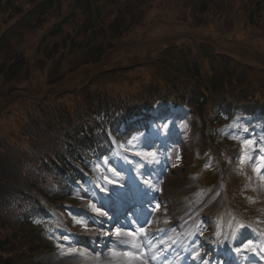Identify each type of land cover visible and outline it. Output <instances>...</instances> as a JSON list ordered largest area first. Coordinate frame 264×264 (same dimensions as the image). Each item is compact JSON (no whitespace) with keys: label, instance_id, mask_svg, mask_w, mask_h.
I'll use <instances>...</instances> for the list:
<instances>
[{"label":"rangeland","instance_id":"rangeland-1","mask_svg":"<svg viewBox=\"0 0 264 264\" xmlns=\"http://www.w3.org/2000/svg\"><path fill=\"white\" fill-rule=\"evenodd\" d=\"M153 1L156 5H160L161 0H153ZM72 3L73 2L71 0L65 1V4L63 6V10L65 13H67L70 10H73V7L71 6ZM150 3H151L150 0H140L139 1V4L142 6L148 5ZM82 5L86 6V8H87L86 11H88L87 14L85 16H80L79 17L80 19H74V20L69 19L68 20L69 23L64 25V28H65L64 32L60 34L62 36V39H63V37L66 36L67 33H69V32L74 33L75 32V27L72 23L74 21H77L76 24L79 23V25H80L79 27L81 30L88 29L89 25L91 23H94V26H100V25L103 26L105 23H107L109 21V19H110L109 16L111 14V11L116 10L119 6L122 5V3L119 2V0H82ZM154 12L155 11L153 10L151 12V14L145 13V15L143 16L144 18L141 19L143 25L146 26L145 28L148 31L147 35L157 36V37H161L163 39L168 38V37H174V38L178 39L181 34H184V35L188 34V31L186 29H183L180 27H175L172 24H166V25L165 24H157L156 25L158 20H155L153 17ZM56 20H58V18L55 15L52 17V14H51L48 17V25L46 26V29L51 27L53 25L52 22H54ZM120 21H121V19H120ZM234 22H235V20H233L231 17L224 19V21H222V23L220 24V29L222 31L218 30L219 34L221 35V34H224L225 32H230L227 34L228 36H232V37L235 36L237 39L241 40L242 42H244L246 44H252L264 52V40L259 39L256 35H254L252 33V31L246 30V28L243 26V24L242 25L241 24L240 25H236V24L233 25ZM145 23H146V25H145ZM147 25H149V27ZM213 25H216V24L213 23ZM4 29L5 28H1L0 32L3 31ZM126 30H129V28H126ZM120 31H123V29L121 28ZM136 31H137L136 33L140 35L142 32V29L138 28ZM21 32L25 33V35L30 33V36H29V38L24 36L23 42L22 43L20 42L18 44L19 36L17 34L16 45L12 50H17L16 55L26 56L25 58H26V61H28V66H27L28 68L27 67L25 68L24 75L21 77V80H19V83H17V84L19 85V87L23 86L21 83L30 84L31 83V80H29L30 78H32L33 83H38V82L42 83L43 81H45L48 78V76H49L48 74H51L54 71L57 72V70L59 68H57L55 64H50L48 62H44V63L35 62V58H36L35 51H34L35 50V43L32 44L31 32H29L28 28H23L21 30ZM143 33H144V30H143ZM13 36H14V28L11 30V33L9 35V39L13 38ZM40 36L41 35H39L38 37H40ZM224 36H225V34H224ZM5 37H6V35H5ZM112 37H113L112 31H107L104 29V31L102 32L103 40H105V41L111 40V39H113ZM9 39H6L5 42H7ZM75 39L79 40L80 35H77V37ZM13 42L14 41H10V43H13ZM122 42H126L125 39ZM191 43L193 44V41H191ZM228 43L225 44V46L227 48H230L231 46ZM162 45L163 44L155 45L154 50L159 49L160 47H162ZM126 47H128V46H126V44L122 45L121 47H119V49L117 51L113 52L111 54V56L108 58V60H106V62H105V63H107L106 66L108 67V66H113V65H122V64H126V63L130 62V60L133 56L132 50L134 48L127 49ZM12 50H10V51H12ZM152 52L153 51L150 50V53H152ZM146 53H147V51L145 50L141 53V55L146 54ZM183 53H184V51L181 48H173V49L166 51L164 56H167L168 58H181V54H183ZM28 56H30L29 60L27 59ZM75 61H77L76 58H70L67 60L68 64L65 66H67V68L71 69L72 68L71 66ZM39 68H41V69H39ZM169 69H170V67L168 65V66L164 67L162 69V71L164 74H167ZM152 70L153 69L150 65H146V66H144L142 68H138L134 71H128V72H123L121 74H116L115 78L113 77L114 79L113 78L112 79H110V78L105 79L104 83H103L104 85L101 84L99 87V90L106 88L108 91H112V84L111 83L113 82V80H121V81L133 80L134 78H136L137 76H139L143 73H146V74L151 73ZM159 71H161V70H159ZM81 73H83V72L79 71V72L73 73L70 77H66L65 80L63 79L62 82L65 81V87L72 88L75 84L80 83L84 77L83 75H81ZM25 77H28V78L24 81L23 78H25ZM143 80H144V82H142V86L147 83L145 81V79H143ZM9 109H10L9 110L10 112H7L0 117V138H6L9 142V144H11V145H19L22 148H24L26 146L28 147L29 143L26 140L27 136H24L22 133L23 127L27 121V120L24 121V119L26 118V115L23 112H21L20 109L16 105L13 107H10ZM240 125H241L240 123H236L229 128H228V126L223 127V129H221V131H220L222 133L223 138L229 137V134L227 133L228 131L233 133L232 135L235 136L234 131L238 132L239 129H242V128H240ZM231 128H234V131L230 130ZM244 130L246 131V135L244 134L243 138H244L246 144L250 147L253 145V141L249 140L252 136L247 135L249 133L247 128H244ZM32 131L33 130H31V132ZM236 136H237V134H236ZM184 141H185L184 148L176 151L177 156H179V155L183 156V161L181 162L180 165H177L180 168L175 169L167 177L159 176L156 178L157 180L162 178V182L164 181V186L166 188L165 195L167 194V197H169L171 199L170 201H173L172 199L176 196L177 197L182 196V195H178V194H180L179 191L181 189H184L183 193L186 192L187 195L191 191H192V193H194L195 191H197L199 189V186L195 181V176L193 174L191 175V173H192L191 169H190V167H188L189 163L199 154V150H198L199 144H198L197 138L191 137V136H189V141H187V140H184ZM228 141L231 142L230 140H228ZM249 147L245 146V152H248ZM140 149L142 150L143 147ZM256 164H258V163H256ZM215 165L217 167H219V164L216 161H215ZM152 170H155V166L152 167ZM157 173L158 174L160 173V168L157 170ZM258 173L261 174L260 186H257L258 185L257 180L254 181L255 183H253V185L255 187L254 189L257 188V190H258V188H259L260 196L264 199V169L259 168ZM186 185L189 187L188 189L185 188ZM228 185H229V183H228ZM162 186H163V184H161V187ZM205 189L206 190H204V195L202 197H206L209 201H212L211 198L215 197V200L213 202H211L210 204H215V207L219 206L221 204V196H220L221 186H220V184H215L214 186H211V187L205 188ZM234 193L236 194L237 192L235 191ZM75 201L78 204L77 206H79L80 209H82V210H85L86 209L85 204L89 203V200L86 197L85 198H79L78 200H75ZM213 208H214V206L211 209H213ZM64 209H66V208H64ZM74 223H75V225H77L79 227V229L81 227L83 230L87 229L89 226L87 221H82V220H78V219H75ZM92 259H93V256H90L87 254L86 258H84L83 260L80 259L77 261L70 262L69 260L65 259L64 256L57 255L53 259L51 258L49 260V263H47V264H88L87 262L91 261Z\"/></svg>","mask_w":264,"mask_h":264},{"label":"trees","instance_id":"trees-1","mask_svg":"<svg viewBox=\"0 0 264 264\" xmlns=\"http://www.w3.org/2000/svg\"><path fill=\"white\" fill-rule=\"evenodd\" d=\"M48 8L50 7H46V8L44 7L42 10V13L44 14V12ZM35 33L40 34L43 37L46 34L45 32H38V31H35ZM130 43L136 44L133 42H130ZM96 47L98 48H97V51L95 50L93 56L96 58L97 63H99L105 57L107 58L109 51L113 50L111 43L101 44ZM102 54H104L105 57H103ZM90 62L91 61H88V63ZM86 64L82 63L80 65L81 69L83 67H86L87 66ZM6 67H7L6 61H3L0 64V74L7 69L8 73L7 72L5 73V76H7L5 86L10 85L11 87H14L16 85L14 83V78L18 77L23 71V67H24L23 63L19 62L15 65H12L11 67L9 66L7 68ZM9 74H11L12 77H8ZM0 85H1V81H0ZM38 89H39V86H37V90ZM40 89L42 90V88ZM30 90H31V87L26 88L24 91L19 88H17L16 90H12V92L10 93V95L13 96L12 102H17L18 100L25 99L26 96L30 95L29 94L31 93ZM2 96H3V89L0 90V99L4 98ZM43 116H45V114H43ZM34 117L35 115L32 116V118ZM39 119L41 120H39L38 123L33 124L36 127L34 133L29 135L30 144L31 146H33V150L35 149V151H33V154H32V153H29L28 149L26 150L27 154L29 153L30 157H32L33 155V157L35 158L31 164V166H35V167H37L38 164L40 165L41 163L48 161V159L53 162L52 158H54V156L59 157L60 155L57 144L52 142V139H53L52 134H53L54 126H55V120L52 123V120L49 119L48 117H45L44 119H42V116H39ZM0 146H5V145H0ZM18 152L21 153V151L17 148L11 149V153L9 157H7L5 160L0 159V184L2 185L5 183L3 189L8 188L7 184L9 182H16V183L18 182L21 184L23 188H26L28 186H33V184H31L32 177L30 176V174L20 177L18 175V171L14 169V164L16 162ZM1 157H4V156H1ZM9 164H12V165H9ZM11 178L13 179V181L11 180ZM17 189L20 190V188H17ZM2 200H3V197L0 194V215L5 213L6 211L5 209L8 208L7 203L4 202L5 203L4 205L2 203ZM7 230H8V225L6 223L1 224L0 235H5ZM1 238H4V239L9 238L11 240V237L0 236V239ZM10 253H11L10 250H5L3 248V245L0 244V264H13V261L9 256Z\"/></svg>","mask_w":264,"mask_h":264},{"label":"snow or ice","instance_id":"snow-or-ice-1","mask_svg":"<svg viewBox=\"0 0 264 264\" xmlns=\"http://www.w3.org/2000/svg\"><path fill=\"white\" fill-rule=\"evenodd\" d=\"M129 143H131V141H129ZM147 156L151 157L153 159V161L155 160V153H152V152H148L146 154ZM109 183H111V181H109ZM92 208L95 209V205H91ZM96 211H99L98 209H96ZM106 215V214H105ZM142 235H143V238L144 240L147 242V244L149 246H151V241L150 240H147V233L144 231V228L141 227L139 230H138ZM121 233L119 232V230L117 231V235H120ZM128 235H132V233H128ZM250 243V242H249ZM115 255V253H114ZM144 264H147V261H144Z\"/></svg>","mask_w":264,"mask_h":264},{"label":"bare ground","instance_id":"bare-ground-1","mask_svg":"<svg viewBox=\"0 0 264 264\" xmlns=\"http://www.w3.org/2000/svg\"><path fill=\"white\" fill-rule=\"evenodd\" d=\"M123 253V252H122ZM124 254V253H123ZM125 255V254H124ZM125 256H131V257H138V255L136 254V253H128V254H126ZM138 263L139 264H144V263H142V261L141 260H138Z\"/></svg>","mask_w":264,"mask_h":264}]
</instances>
